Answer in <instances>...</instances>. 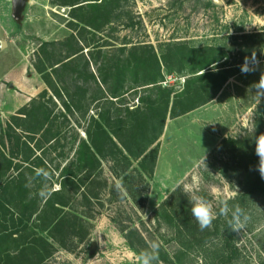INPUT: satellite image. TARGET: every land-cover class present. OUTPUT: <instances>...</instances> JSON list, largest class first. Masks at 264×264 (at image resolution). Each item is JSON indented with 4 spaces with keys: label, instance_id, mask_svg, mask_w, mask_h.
Returning <instances> with one entry per match:
<instances>
[{
    "label": "rangeland",
    "instance_id": "374dc122",
    "mask_svg": "<svg viewBox=\"0 0 264 264\" xmlns=\"http://www.w3.org/2000/svg\"><path fill=\"white\" fill-rule=\"evenodd\" d=\"M57 2L28 0L18 23L12 16L11 0H0V102L7 100L11 106L15 100L11 94L29 98L14 111L6 105L0 108V149L8 157L17 156L13 164L21 172L23 195L26 200L34 199L24 215L11 216L0 209L8 232L15 233V240L0 238V264H135V255L152 241L160 244L159 264H203L196 248L187 251L182 263L174 258L181 249L179 230L183 231V224L196 226L198 232L193 235L197 237L207 235L206 229L202 231L192 217L184 188H193L196 194L204 196L216 213L222 201L232 206L243 192L241 145L246 139L254 144L255 137L264 133V95L258 98L252 87L264 74V0H122L117 19L104 24L99 31H77L80 25H71L75 20L71 7ZM74 33L85 42L84 52L90 56L92 53L94 63L101 46L113 52L124 47V54L132 47L151 46L159 55L169 56V62L174 58L173 52L186 47L189 51L212 52L211 57L217 60L205 72L222 73L215 76L216 83L210 89L215 93L210 100L204 95L192 97L186 106L182 105V97L171 115V97L162 132L153 144H148V140L160 128L161 116L154 126L148 127L147 135L133 136L124 129L119 132L134 149V155L125 152L124 158L107 148V155L89 163L81 174L73 169L65 172L64 166L71 168L76 156H80V143L87 139L91 115L96 117L97 112L110 110L114 115L110 114L109 123L119 114L124 122H131L126 109L144 107L141 98L157 96L152 85L126 82L129 92L120 98L110 103H91L89 99L98 92L83 76L78 83L90 88L85 100L88 109L71 114L51 83L58 80L69 91L75 90L76 83L66 71L56 76L50 66L76 49L69 39ZM250 34L262 35L243 37ZM245 58L252 67L246 73L241 71ZM75 63L79 68L83 64L81 60ZM174 63L171 74L162 66L165 78L159 83L173 88L171 96L181 93L197 74L190 71V62H181L179 56ZM14 73L19 74L16 81L10 79ZM191 85L194 91L202 93L199 82ZM5 90H12L11 94ZM26 90H32V94ZM36 104L44 106L49 116L48 131L34 135L12 128L16 132L13 134L9 125L19 121V109ZM184 108L188 110L179 114ZM96 119L102 126L107 123L105 119ZM91 129L95 131L94 127ZM105 129L109 130L107 126ZM26 146L30 147V159L25 155ZM35 157L41 158L51 173V195L44 199L38 195L41 181L34 179L33 171L40 168ZM17 173L12 171L11 175ZM247 203L244 210L250 219L236 237L242 251L240 264H262L264 196L252 195ZM62 215V224L53 226ZM225 218L217 215L208 228L209 240L214 238L215 223ZM132 228L140 232L147 245L136 237L139 251L125 238V232ZM93 241L97 249L90 256ZM15 256L21 262L13 261Z\"/></svg>",
    "mask_w": 264,
    "mask_h": 264
},
{
    "label": "trees",
    "instance_id": "16d2710c",
    "mask_svg": "<svg viewBox=\"0 0 264 264\" xmlns=\"http://www.w3.org/2000/svg\"><path fill=\"white\" fill-rule=\"evenodd\" d=\"M57 1V4L60 6L71 7L70 13L72 14V18L75 19L71 21V25H74L76 28L80 25V28L77 29V31H87L88 29L99 31L104 24L115 21L117 19L116 17L119 16V9L122 8V0ZM53 2L55 3L56 1ZM260 35L262 34L243 35V37L250 39L256 38ZM69 39L75 43L76 49L54 62L50 67L56 76L62 71H66V74H70V78H73L76 83V88L73 91H69L68 87H61L62 85H60L58 80H55V84L51 83L52 85H50L53 88V91L58 94V97L62 98L63 106L71 114H78L83 109H88L85 100L87 99L86 94L90 88H84V85L78 83L83 76H85L83 80L88 83L92 82L94 85H92V89L98 92L97 95L91 96L89 99L91 103H99L102 100H109L110 103L113 101L112 99L120 98L129 92V88L125 87L126 82H131L132 84L141 83L137 86L152 85L157 96L155 98H152L151 96H148L146 99L141 98L142 102H145L144 107L136 106L133 109H126L127 114L131 117V122H124L123 117L119 114L114 122L109 123V116L110 114H113V112L105 110V112H97L96 116L107 121L108 124L105 123V126H102L96 119L95 115H91V124L86 128L87 139L82 140L80 143V156H76L71 168L64 166L63 170L65 172L73 169L77 171V174H81L89 163L93 164L94 160L101 159L103 156L107 155L104 152L107 148L112 153H116L118 156H124V158L125 152L131 156L134 155V149L128 145V142L119 132L124 129L125 132H129H126L127 134L133 136L136 134L142 136L145 133L147 135L149 132L148 130L150 129L148 127L154 126L157 117L161 116L162 122L160 128L154 135L152 134L148 140V144H153L162 132L163 122L166 119L168 108L172 100L171 97H173V108L170 112L171 115L174 113V108L176 109V105L182 97V105L186 106L192 97L194 99L195 97H203L202 95H204L206 99L210 100L213 93H215V91L213 93L210 92L213 84L216 83L215 76H219L220 73H222V71L217 73L213 71L205 72L206 68L217 60L216 58H212V52H208L206 49L189 51L186 50V47H181L180 51L176 53L173 52L174 58L172 59V62H169V56L164 54L159 55L151 46L144 45L141 47H132L131 49H128V54H124V47H120L113 52L110 50L105 51L104 47L101 46L95 64L92 61V57L94 58L92 53L91 56L90 54H85V42L78 34L74 33V36ZM182 50L187 52H183ZM42 51L45 52L43 48ZM116 52L118 55H112ZM177 56H179L181 62H190V71L197 74H195L191 82L189 81L185 85V88L181 93H176L171 96L173 88L162 87L159 83L165 78L162 66L164 65L168 73L171 74L175 67L174 61ZM98 58H102L101 62H98ZM76 60H81L83 62L81 68L75 63ZM198 72L200 73L198 74ZM194 82H199L202 90V93L200 92L201 94L198 90L194 91V89H192L191 84ZM132 88L134 87H131V89ZM43 108L44 106H38V104L33 107L27 105L20 108L18 112L21 116H18L17 119L19 121L21 120L22 123L17 121L12 126L9 125L11 132L15 134L16 132H13V129H15L22 131V133L35 135L39 134L42 130L44 132L48 131L46 127L48 126L47 123H49V116L46 115V111ZM187 108L186 110L184 108L179 114L185 113L188 110ZM106 126L109 128L108 131L105 129ZM91 127H94V132L91 131ZM44 132L42 134H44ZM15 138L17 143L16 148L19 150L20 136L18 133ZM241 147L242 152L240 153V160L243 163L241 184L243 192L236 197L233 203L244 209L248 204L247 199L250 196H264V179L261 178L259 172L256 170L259 158L255 154V143L251 144L246 139L243 141ZM29 148V146H26L27 152L25 155L27 159L32 158ZM28 151L29 154H27ZM0 156L2 157L0 158L2 159L0 162V209H3L4 213L6 212L11 216L16 213L24 215L27 211L26 207L31 206L34 199L26 200L27 196L23 195L25 187L20 183L21 172L19 171L18 166L13 164V160L16 159L17 156L8 157L1 149ZM34 160H38L36 165L46 168L41 158L35 157ZM12 171L18 172L16 176H12L13 174L11 175ZM33 173L35 174L34 171ZM60 190H62V188L58 191ZM55 194H58V192ZM64 219L65 215H62L57 218L56 222H53L52 225L60 226ZM226 221L227 218L221 220L219 223H215V226L212 229V235H214V238L211 240H209L211 234L209 229H206V236L201 234L200 237H197L196 235H193L195 232H198L196 226L191 224L189 226V223H187L188 226L186 223L183 224V231L179 230V232H181L180 235H182L181 249L174 255L176 261L182 263V257L186 255L187 251L190 252L191 249L196 248V253H199L198 255H200L203 264H240L242 251L236 240L237 233L231 232L228 229ZM14 234V232H8V226L5 224V220L0 217V238L3 239V237L6 236L9 240H15V238H13ZM136 237L138 241L145 244L143 236L137 229L132 228L125 232V238L128 240L129 245L133 249L138 250L134 242ZM12 260L15 262H21V258H17V256L12 258ZM261 263L264 264V259Z\"/></svg>",
    "mask_w": 264,
    "mask_h": 264
},
{
    "label": "clouds",
    "instance_id": "9594fccd",
    "mask_svg": "<svg viewBox=\"0 0 264 264\" xmlns=\"http://www.w3.org/2000/svg\"><path fill=\"white\" fill-rule=\"evenodd\" d=\"M251 70V62L248 58H245V63L241 65V71L246 73ZM252 87L257 90L256 96L258 98L264 95V74L261 75L260 80ZM252 131H254V128ZM254 142L255 154L259 158L256 170L259 172L261 178L264 179V133L255 137ZM34 172V179L40 180L42 185L38 195L42 199L50 197L51 189L48 183L51 179L50 171L47 168L40 167L36 168ZM184 192L191 204L190 211L192 217L196 220L202 231L212 226L218 214L227 218L228 229L235 233L241 232L250 219L247 212L239 205L230 206L227 201H222L219 213H216L212 204L204 196L196 194L195 189L186 186ZM159 248L160 244L158 241L150 242L146 249L135 255V264H159Z\"/></svg>",
    "mask_w": 264,
    "mask_h": 264
},
{
    "label": "crops",
    "instance_id": "0c3cea01",
    "mask_svg": "<svg viewBox=\"0 0 264 264\" xmlns=\"http://www.w3.org/2000/svg\"><path fill=\"white\" fill-rule=\"evenodd\" d=\"M24 69H25V67H22V74L24 73ZM18 76H19V74L18 73H14L13 75H11V80H17V78H18ZM26 84H27V81H26ZM14 86H16L15 85V82H14ZM6 91V93H9V94H11V91L12 90H5ZM27 92H29L30 94H32V90H26ZM11 95H13V97H14V101H13V103H11V106H10V102L9 101H7V100H4L3 102H0L1 104H0V108L2 109L3 108V106H5L6 105V107L7 108H12V110L11 111H14V110H16L17 108H19V107H21L23 104H25L26 103V101L29 99V98H27V97H25L24 95H16V94H11ZM10 106V107H9Z\"/></svg>",
    "mask_w": 264,
    "mask_h": 264
},
{
    "label": "water",
    "instance_id": "95a60500",
    "mask_svg": "<svg viewBox=\"0 0 264 264\" xmlns=\"http://www.w3.org/2000/svg\"><path fill=\"white\" fill-rule=\"evenodd\" d=\"M27 1L28 0H11L12 16L15 18V20H17L18 23L23 18V10L25 8ZM5 45L6 43L3 42L2 46ZM96 249H97V243L93 241L89 251V255L92 256L95 253Z\"/></svg>",
    "mask_w": 264,
    "mask_h": 264
}]
</instances>
